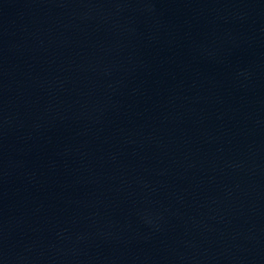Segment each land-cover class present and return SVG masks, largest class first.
<instances>
[{
    "label": "water",
    "instance_id": "water-1",
    "mask_svg": "<svg viewBox=\"0 0 264 264\" xmlns=\"http://www.w3.org/2000/svg\"><path fill=\"white\" fill-rule=\"evenodd\" d=\"M0 264H264V0H0Z\"/></svg>",
    "mask_w": 264,
    "mask_h": 264
}]
</instances>
